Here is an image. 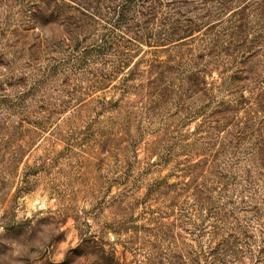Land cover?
Listing matches in <instances>:
<instances>
[{
    "label": "rangeland",
    "instance_id": "obj_1",
    "mask_svg": "<svg viewBox=\"0 0 264 264\" xmlns=\"http://www.w3.org/2000/svg\"><path fill=\"white\" fill-rule=\"evenodd\" d=\"M20 10L0 0V264H210L213 227L264 215L261 23L215 25L206 61L221 68L199 87L174 80L155 99L138 81L80 96L109 74L95 66L49 81L39 108L19 99L23 51L36 42L22 37ZM47 32L58 40L57 25ZM246 91L260 93L257 107ZM60 98L73 100L63 112Z\"/></svg>",
    "mask_w": 264,
    "mask_h": 264
},
{
    "label": "trees",
    "instance_id": "obj_2",
    "mask_svg": "<svg viewBox=\"0 0 264 264\" xmlns=\"http://www.w3.org/2000/svg\"><path fill=\"white\" fill-rule=\"evenodd\" d=\"M20 8L28 23L21 30L22 37L36 36V42L23 51L25 72L19 77L23 92L19 99L31 96V105L39 108L50 101L47 92H42L49 81L60 77L77 81L89 76L95 66L107 67L109 74L88 79L80 96L89 97L114 83H118L112 86L116 93H129L138 81L139 93L148 92L155 99L172 87L178 89L174 85L181 79L184 86L199 87L220 67L206 61L215 56L211 49L219 39L215 25L245 30L254 24L264 26V0H20ZM56 25L58 40L47 32ZM151 50L166 59L155 53L149 57ZM248 93L253 97L247 98L253 100L251 109L257 107L260 93L243 95L248 97ZM72 101L55 99L53 105L63 112ZM258 209L247 225L212 228L210 264H227L228 257H256L264 264V215Z\"/></svg>",
    "mask_w": 264,
    "mask_h": 264
}]
</instances>
